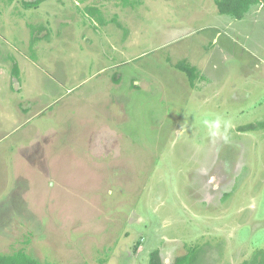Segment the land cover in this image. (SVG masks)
Segmentation results:
<instances>
[{"label": "rangeland", "instance_id": "1", "mask_svg": "<svg viewBox=\"0 0 264 264\" xmlns=\"http://www.w3.org/2000/svg\"><path fill=\"white\" fill-rule=\"evenodd\" d=\"M32 1L0 0V253L243 264L264 249V127L237 130L264 120V3L234 18L214 0ZM217 117L230 127L213 134Z\"/></svg>", "mask_w": 264, "mask_h": 264}, {"label": "trees", "instance_id": "2", "mask_svg": "<svg viewBox=\"0 0 264 264\" xmlns=\"http://www.w3.org/2000/svg\"><path fill=\"white\" fill-rule=\"evenodd\" d=\"M44 0H34L26 2L30 6H38ZM216 8L220 14L229 15L234 18H242L248 12L250 7L255 4L264 3V0H214ZM180 71L184 72L190 82L193 84L195 79L198 78L197 68L192 66L185 60L177 61L174 66ZM13 75L18 76L19 70L16 62L13 64ZM264 127V120L255 123H250L244 126H238V131L255 130ZM195 248H188L187 252L181 256H177L171 264H194L196 261ZM0 264H47L41 263L34 257L27 254L24 250L20 249L13 253H0ZM89 264V263H82ZM147 264H163L160 256L159 249L150 252ZM243 264H264V249L256 250L251 259L245 261Z\"/></svg>", "mask_w": 264, "mask_h": 264}, {"label": "clouds", "instance_id": "3", "mask_svg": "<svg viewBox=\"0 0 264 264\" xmlns=\"http://www.w3.org/2000/svg\"><path fill=\"white\" fill-rule=\"evenodd\" d=\"M222 124L225 131L228 129V127H230V124L227 121L222 122L221 118L219 117H217L214 121H205V126L210 127L213 130V134L219 133Z\"/></svg>", "mask_w": 264, "mask_h": 264}, {"label": "crops", "instance_id": "4", "mask_svg": "<svg viewBox=\"0 0 264 264\" xmlns=\"http://www.w3.org/2000/svg\"><path fill=\"white\" fill-rule=\"evenodd\" d=\"M255 5H259V4H255ZM255 5H253V7H255ZM215 38V37H214ZM213 38V39H214ZM212 67H217V64L216 63H214L213 62V64L211 65ZM197 70L198 71H200V73H201V75L199 74V72H198V78H199V80H203V82L205 81V78L207 77L206 76V74L205 73H202V71H201V69L200 68H197ZM204 70V69H203ZM198 78H196L195 80H197ZM202 78V79H201ZM136 83H138L139 84V82L138 81H135ZM195 82V81H194ZM238 97V94H235V96H234V98H237Z\"/></svg>", "mask_w": 264, "mask_h": 264}]
</instances>
